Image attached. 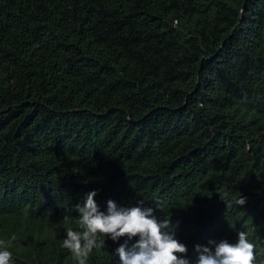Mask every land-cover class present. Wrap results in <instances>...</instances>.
I'll return each instance as SVG.
<instances>
[{
    "label": "trees",
    "instance_id": "16d2710c",
    "mask_svg": "<svg viewBox=\"0 0 264 264\" xmlns=\"http://www.w3.org/2000/svg\"><path fill=\"white\" fill-rule=\"evenodd\" d=\"M94 190L105 213L143 200L170 219L189 264L240 231L264 264V0H0L13 264H78L63 240ZM137 239L99 237L86 264Z\"/></svg>",
    "mask_w": 264,
    "mask_h": 264
},
{
    "label": "clouds",
    "instance_id": "9594fccd",
    "mask_svg": "<svg viewBox=\"0 0 264 264\" xmlns=\"http://www.w3.org/2000/svg\"><path fill=\"white\" fill-rule=\"evenodd\" d=\"M97 194L91 191L83 197V203L74 205L82 231L69 227L63 240V247L78 264H86L90 252L98 246L99 237L112 241L138 237L131 248L126 244L116 248L113 255L119 256L120 264H189L188 249L176 238L170 219L160 220L152 207L144 206L143 200H138L137 206L126 207L109 199L105 213L95 200ZM235 203L244 205L246 197L242 195ZM195 251L198 254L195 264H255L256 260L255 245L249 241L246 231L238 232L235 243L209 240L208 246L196 245ZM0 264H13L12 253L4 241H0Z\"/></svg>",
    "mask_w": 264,
    "mask_h": 264
}]
</instances>
